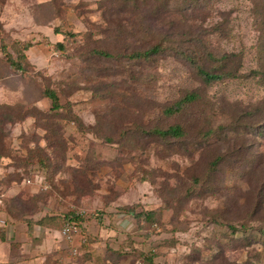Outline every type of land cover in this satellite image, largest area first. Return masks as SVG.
Here are the masks:
<instances>
[{
	"label": "rangeland",
	"instance_id": "rangeland-1",
	"mask_svg": "<svg viewBox=\"0 0 264 264\" xmlns=\"http://www.w3.org/2000/svg\"><path fill=\"white\" fill-rule=\"evenodd\" d=\"M0 153L2 208L106 219L47 264H264V0H0Z\"/></svg>",
	"mask_w": 264,
	"mask_h": 264
},
{
	"label": "crops",
	"instance_id": "crops-1",
	"mask_svg": "<svg viewBox=\"0 0 264 264\" xmlns=\"http://www.w3.org/2000/svg\"><path fill=\"white\" fill-rule=\"evenodd\" d=\"M22 127H24V124ZM7 173L10 172H7L6 165L2 162L0 184L4 187L5 192L0 195V264H47L50 254H59V259L61 260L63 250L60 248L66 242L61 235V231L52 226L53 222L51 220L50 222L46 220L45 224H35L32 236L28 233V223L26 221L13 218L7 209L2 208L5 204V198L21 193L29 189L30 186L29 183L25 185L15 180L7 182ZM34 186L31 187L33 191L40 189L38 185ZM52 210L54 208L45 206L39 214H34L33 218L36 221H41ZM86 210L88 211V209ZM86 210L83 209L81 211L84 212ZM51 215L53 214L51 213ZM102 219L104 222L106 221L104 217H101ZM98 222L101 225L103 224L97 214H93L92 218H87L82 226L79 227L80 234L74 240L76 244H81V239L87 236V233L93 236L106 234L107 232L98 225ZM55 262L61 264V262Z\"/></svg>",
	"mask_w": 264,
	"mask_h": 264
},
{
	"label": "trees",
	"instance_id": "trees-1",
	"mask_svg": "<svg viewBox=\"0 0 264 264\" xmlns=\"http://www.w3.org/2000/svg\"><path fill=\"white\" fill-rule=\"evenodd\" d=\"M56 31L58 33L63 34V35L69 34V32H67V31H64V32L60 31V30H56ZM161 50H162V47L160 45H157V46H154V47H152L151 49H149V50H147L145 52H139V53H137L135 55L137 57L144 56V57L148 58V55L149 56L151 54L155 55V54L159 53ZM11 63H12V65H17V68L22 69L21 63L17 64V62L15 63L14 60H12ZM196 68H197L199 74L201 75L202 79L204 80V82H206L207 84H211L213 82L223 80L224 78L233 77V74H229V73H223V72L222 73H212L211 71H209L207 68L203 67L200 64H196ZM45 93H46L45 95L47 97H49L53 101L52 107H54L55 109L60 108V105H59V102H58V97H57L56 93L53 90H50V89H47L45 91ZM198 97H199V94L197 92H189L180 102H178L177 105H175L174 107L169 108L168 109V113L169 114L173 113V111H175V109L176 110L181 109V107L183 106L184 103L193 102V101L197 100ZM152 133L155 134V135H159L160 138H164V139H166L167 136H171L172 135V136H175V137H180V136H182L184 134L182 128L180 126H177V125L176 126H170L168 129H163V128L157 127L156 129H154L152 131ZM44 151L47 152L46 149H44ZM51 157H52L51 155L45 154L44 158H42L40 156V157H38L37 161H38V163H39V165L41 167H46L45 165H47V164L50 165L51 164V161L53 160V157L52 158ZM5 158H8V157H6L4 153H0V167L2 166V160L5 159ZM50 158H51V161H50ZM12 165L15 166V169L19 168V166H22V165H25L24 167H20L22 169H26L27 166L28 167L30 166L26 162L21 164V161L18 160V159L15 160V161H12ZM10 173H8V178L6 179L7 182H12L13 180H15L17 182L23 183L25 178H28V177L32 176V175L30 176V174H28V175L24 174L22 176V180L20 181V177L19 176L12 175ZM16 176L18 177V179L15 178ZM51 180H53V179H51ZM54 188H55V186H49V188H48L49 190L47 189L48 191L47 190H45V191L49 192V191H51ZM39 192H42V194H44V190H40ZM41 203H43V202H40V204ZM74 204L76 205L75 202H74ZM67 205H69V207H70L69 211L67 213L59 212V211H56V210H54V211L52 210L51 213L53 215H51V213L49 211L46 214L45 218H43L41 221H36L33 218V215L34 214H38V212L29 213L27 210L25 211V210H17V209L13 210L12 213H11L10 209H8V211H9V214L11 216H13V218H15L17 220H24V221H26L28 223V233L30 235H32V236H33V233H34V225L37 224V223L45 224L46 220H49V222L51 220L53 222L52 226H54V227L58 228L60 231H62L64 226L67 223H69V222H75L79 226H82L83 222L87 218H92L93 217L92 213H89L87 210L82 212L80 207L77 206V205L76 206L74 205L73 207H71L69 202H67ZM94 214L96 215L98 213L96 212ZM154 214H155V211H150L148 214H141V215H144V217L147 218V219H152ZM97 217L99 219H101L100 214ZM229 225L231 226L232 224L229 223ZM87 238H88V241H89V239L90 240L93 239V238H91V235L89 233H87ZM81 247H83V246H81ZM140 255L142 256V258L144 260L146 259V260H148V262L150 264H153V261H152V259L150 257V256H153L152 252H148L147 253V252H144V250H141Z\"/></svg>",
	"mask_w": 264,
	"mask_h": 264
},
{
	"label": "built area",
	"instance_id": "built-area-1",
	"mask_svg": "<svg viewBox=\"0 0 264 264\" xmlns=\"http://www.w3.org/2000/svg\"><path fill=\"white\" fill-rule=\"evenodd\" d=\"M41 176H39V180H38V184H39V188L40 189H43V190H47L49 188L48 184L46 183V178L45 177H42L40 178ZM33 179L31 178V180L28 182L30 184V182L32 181ZM64 235V237L66 239H68L69 241H73L75 240L76 236L78 234H80V231H79V225L75 222H69L67 223L64 228L62 229L61 231ZM82 242L83 241H86V237L84 236L83 239H81Z\"/></svg>",
	"mask_w": 264,
	"mask_h": 264
},
{
	"label": "clouds",
	"instance_id": "clouds-1",
	"mask_svg": "<svg viewBox=\"0 0 264 264\" xmlns=\"http://www.w3.org/2000/svg\"><path fill=\"white\" fill-rule=\"evenodd\" d=\"M46 176V175H45ZM80 227V226H79ZM87 238V236H85Z\"/></svg>",
	"mask_w": 264,
	"mask_h": 264
}]
</instances>
